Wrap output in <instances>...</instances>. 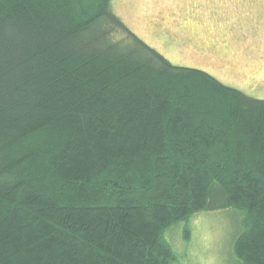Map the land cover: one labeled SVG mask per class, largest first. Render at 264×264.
Wrapping results in <instances>:
<instances>
[{"label": "trees", "instance_id": "obj_1", "mask_svg": "<svg viewBox=\"0 0 264 264\" xmlns=\"http://www.w3.org/2000/svg\"><path fill=\"white\" fill-rule=\"evenodd\" d=\"M221 210L264 264V100L172 65L111 0H0V264H175L166 232Z\"/></svg>", "mask_w": 264, "mask_h": 264}, {"label": "rangeland", "instance_id": "obj_2", "mask_svg": "<svg viewBox=\"0 0 264 264\" xmlns=\"http://www.w3.org/2000/svg\"><path fill=\"white\" fill-rule=\"evenodd\" d=\"M111 10L172 65L264 100V0H111ZM239 220L235 211H203L173 226L165 239L175 264H238Z\"/></svg>", "mask_w": 264, "mask_h": 264}]
</instances>
